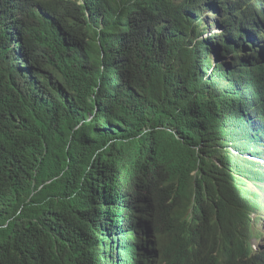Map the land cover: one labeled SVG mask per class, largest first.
I'll list each match as a JSON object with an SVG mask.
<instances>
[{
  "label": "trees",
  "instance_id": "1",
  "mask_svg": "<svg viewBox=\"0 0 264 264\" xmlns=\"http://www.w3.org/2000/svg\"><path fill=\"white\" fill-rule=\"evenodd\" d=\"M259 54L264 0H0V264H264Z\"/></svg>",
  "mask_w": 264,
  "mask_h": 264
},
{
  "label": "rangeland",
  "instance_id": "2",
  "mask_svg": "<svg viewBox=\"0 0 264 264\" xmlns=\"http://www.w3.org/2000/svg\"><path fill=\"white\" fill-rule=\"evenodd\" d=\"M214 29L210 26L209 29L203 31V36H208L211 32H213ZM236 132H234L235 134ZM223 134V133H222ZM233 138H221L219 141H223L225 146L226 152L229 153V156L233 158L235 161V166L238 167V169L243 170L246 169L247 171H251V174L253 176H257L256 178H260V180L255 179L256 181H251L250 179L244 180L246 182V186L248 189H251L255 191L259 197L260 202L264 205V179L261 180V178H264V173L261 171H257L254 168H251V166L255 168H260L263 169L264 171V160L260 159L257 154H254L253 150L250 149L248 152L245 149L242 148H247L249 147L248 140L247 141H242L239 142L237 141L236 144H233L231 142ZM212 141V142H211ZM210 144L216 146L217 142H214V140H211ZM229 141V142H226ZM226 143V144H225ZM241 154V155H240ZM250 173V172H249ZM258 185H256V184ZM250 219L254 221V224H257V221L260 223V231L264 235V215L262 216L261 220H257L254 215L250 216ZM257 241L252 239L250 241L251 247L255 248L257 246Z\"/></svg>",
  "mask_w": 264,
  "mask_h": 264
},
{
  "label": "clouds",
  "instance_id": "3",
  "mask_svg": "<svg viewBox=\"0 0 264 264\" xmlns=\"http://www.w3.org/2000/svg\"><path fill=\"white\" fill-rule=\"evenodd\" d=\"M210 26L214 29V31L213 32H216L217 30L212 26V24H210V23H208V26H207V29H209L210 28ZM206 29V30H207ZM209 36V35H208ZM202 37H207V36H203V33H202ZM259 57L260 56H263L264 57V55H262V54H259L258 55ZM258 56H257V58H258ZM257 58H256V60H257ZM263 70H264V68L263 67H261ZM261 159V158H260ZM262 160H264V159H262ZM264 179V178H263ZM249 190H251V189H249ZM253 191V190H252ZM255 192V191H254ZM256 193V192H255ZM259 198V197H258ZM260 201V200H259ZM264 215V214H263ZM262 215V216H263ZM255 216V215H254ZM262 216L260 217L261 219H262ZM249 218H250V216H249ZM257 220H260L259 218L257 219ZM251 223L253 224V226H255V224H254V221H252V219H251ZM256 225H258L259 226V229H260V223L257 221V224ZM255 240V239H254ZM257 241V240H256ZM258 242V241H257ZM258 244V243H257ZM252 248V247H251ZM256 248V247H255ZM255 248H252V249H255Z\"/></svg>",
  "mask_w": 264,
  "mask_h": 264
},
{
  "label": "water",
  "instance_id": "4",
  "mask_svg": "<svg viewBox=\"0 0 264 264\" xmlns=\"http://www.w3.org/2000/svg\"><path fill=\"white\" fill-rule=\"evenodd\" d=\"M255 65H257L258 67H263L264 68V57L263 56H258Z\"/></svg>",
  "mask_w": 264,
  "mask_h": 264
}]
</instances>
